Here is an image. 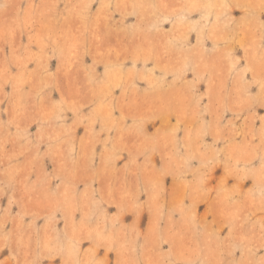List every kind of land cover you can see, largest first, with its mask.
<instances>
[{
    "label": "rangeland",
    "instance_id": "obj_1",
    "mask_svg": "<svg viewBox=\"0 0 264 264\" xmlns=\"http://www.w3.org/2000/svg\"><path fill=\"white\" fill-rule=\"evenodd\" d=\"M0 264H264V0H0Z\"/></svg>",
    "mask_w": 264,
    "mask_h": 264
}]
</instances>
